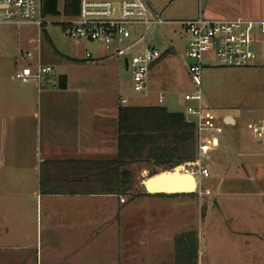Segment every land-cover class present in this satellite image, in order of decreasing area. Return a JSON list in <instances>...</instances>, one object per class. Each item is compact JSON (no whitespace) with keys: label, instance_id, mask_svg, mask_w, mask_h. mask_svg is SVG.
Masks as SVG:
<instances>
[{"label":"crops","instance_id":"0c3cea01","mask_svg":"<svg viewBox=\"0 0 264 264\" xmlns=\"http://www.w3.org/2000/svg\"><path fill=\"white\" fill-rule=\"evenodd\" d=\"M147 1L152 13L161 16L167 28L199 16L210 20H264V0ZM49 39L54 43L51 36ZM131 39L129 53H142L148 45L143 32H133ZM76 41L84 45L61 53L62 61L50 57L43 63L42 51L35 56L29 54L36 57L34 66L41 63L54 68L52 77L58 85L42 92L35 82L25 84L16 77L29 64L13 63L0 51V264H119L120 258H133L129 243L124 239L120 243L117 231L123 227L119 215L123 214L126 220L131 214L125 196L49 194L42 191L41 182H65V170L73 167L74 162L117 157L120 108L163 106L164 101H159L163 95L158 94L151 74L169 55L177 57L176 44L170 43L162 52L165 57L152 66L146 94L132 98L120 95L116 88L121 73L120 58L126 54L109 51L100 44L101 50L91 52L85 41ZM187 51L188 40L181 54L185 59ZM177 61L190 80L188 65L184 66L179 58ZM126 69L131 70L129 66ZM188 83L192 84L191 80ZM191 84L182 95L183 109L165 105L171 112L186 113L189 119L193 118L186 112L189 103L184 96L194 91ZM152 95H158L157 99L153 100ZM222 118L220 123L225 127L227 117ZM237 122L235 119L231 125ZM245 166L239 162L227 183L237 184L241 194L254 191L258 198L264 199V165L251 162ZM231 187L226 190L228 193L237 189ZM154 228L153 231H159ZM167 232L161 235L162 255L158 264L176 246V232ZM254 235L264 237V233ZM257 260L255 264H264V258ZM202 262L198 257L196 264ZM170 264H174L172 259Z\"/></svg>","mask_w":264,"mask_h":264},{"label":"rangeland","instance_id":"374dc122","mask_svg":"<svg viewBox=\"0 0 264 264\" xmlns=\"http://www.w3.org/2000/svg\"><path fill=\"white\" fill-rule=\"evenodd\" d=\"M59 1L60 10L63 11L65 0ZM70 19L71 16L63 13L56 17L48 16L44 18L45 24L40 29L33 22L1 23L0 51L11 62L21 65L27 63L34 66L36 57L33 58L29 54L35 56L38 51H42L43 63L50 57L62 61L64 57L61 53L84 45H79L81 42L71 38L63 28L62 24ZM158 26H150L147 34L143 26L130 28L134 33L143 32L148 45L157 47L161 52H164L170 43L176 44L177 53L174 54L177 57L169 55L152 72L151 77L158 88V94L164 96L163 106L170 104L177 109H183L185 104L181 103L182 95L191 83H188L190 80L177 59H181L183 64L186 63L181 54H184L186 40L189 44L190 36L185 32L183 23L168 28V25L164 24L160 30L157 29ZM39 39L41 45L38 43ZM131 40L133 41L130 39L128 43ZM85 42L91 52L102 49L97 42ZM255 51L256 61L240 68L220 66L213 47L206 54L212 64L205 66L203 73L205 104L216 112L220 119H223V116H231L238 119V122L234 126L225 125L221 146L211 153L208 160L211 175L202 181L201 189H198L195 196L140 195L145 193L142 184L150 177V173L154 170L162 172L163 167H154L151 164L131 166L133 188L125 195V205L131 214L126 220L123 214L119 215V223L123 224V227L117 228V231L120 243H123L122 239L129 243L133 258H120L119 264H158L162 255L161 235L169 233L167 230L176 232L175 240L183 234L196 233L199 258L203 261L201 264H255V258L256 261L257 258H264V237L262 239L259 235L256 238L254 235L264 233V230L258 231L260 228L264 229V199L258 198L254 191L249 195L244 191L241 194L237 184L227 183L233 177L231 172L238 168L239 162L243 166L251 162L264 165V144H256L252 140L254 134L248 128L254 118L264 112V44L256 43ZM134 54L128 52L121 56V73L116 88L120 95L137 98L147 91H135L131 70L126 69L124 62L126 57L131 60ZM157 96L152 95V99H157ZM251 111H254V114ZM228 184L237 189L228 193ZM206 189L212 190L211 194L203 195ZM154 226L159 231H153ZM173 250L165 254L166 258L162 264H170L171 259L174 264H179L177 247Z\"/></svg>","mask_w":264,"mask_h":264},{"label":"built area","instance_id":"2783aa9c","mask_svg":"<svg viewBox=\"0 0 264 264\" xmlns=\"http://www.w3.org/2000/svg\"><path fill=\"white\" fill-rule=\"evenodd\" d=\"M4 22H33L40 29L45 24L42 0H0V24ZM162 24L164 21L161 16L152 13L147 0H81L79 13L66 22L67 33L71 38L97 42L107 50L121 55L127 54L131 48L128 43L133 36L131 26H143L147 34L150 26ZM183 26L190 36L187 59L197 61L196 64L188 66L194 91L184 96L189 103L186 112L197 126V157L192 162L184 163L182 171L195 174L198 189H201L202 181L211 175L208 166L210 155L220 146L224 133L220 116L205 104L203 73L205 66L212 64L206 54L213 47L220 66H249L257 58L255 44H264V20H210L199 16L183 22ZM162 55L158 48L146 44L142 53H136L128 60L136 92L147 90L152 64ZM205 60L209 63L204 64ZM53 71L51 65L39 63L36 66L23 67L16 73V77L25 84L35 82L39 92H42L58 85L57 80L52 77ZM159 101L163 102L164 97L161 96ZM248 128L254 134V142L263 145L264 112ZM204 193L211 194V190L206 189Z\"/></svg>","mask_w":264,"mask_h":264},{"label":"trees","instance_id":"16d2710c","mask_svg":"<svg viewBox=\"0 0 264 264\" xmlns=\"http://www.w3.org/2000/svg\"><path fill=\"white\" fill-rule=\"evenodd\" d=\"M81 0H42V16L62 13L75 17ZM67 31L66 23L62 24ZM162 56L153 65L158 64ZM197 157V126L184 112H171L165 106L122 107L119 110V151L114 159L78 161L65 170V182H41L44 193L128 195L133 188L134 164L163 167L162 172L192 162ZM71 163V162H70ZM73 169V170H72ZM68 170H72L69 172ZM74 171V172H73ZM161 173L154 170L150 177ZM68 174L70 175L68 177ZM70 178V179H69ZM140 195L152 196L142 193ZM168 196V194H155ZM180 195V194H174ZM195 196L194 194H181ZM206 195V194H204ZM179 264H196L199 257L196 233L176 238Z\"/></svg>","mask_w":264,"mask_h":264},{"label":"water","instance_id":"95a60500","mask_svg":"<svg viewBox=\"0 0 264 264\" xmlns=\"http://www.w3.org/2000/svg\"><path fill=\"white\" fill-rule=\"evenodd\" d=\"M191 58L186 59L188 66L196 64ZM209 62L205 60L204 64ZM128 67V59H126ZM254 112V111H252ZM226 124H235L233 117H227ZM143 192L148 194H194L198 189L197 178L192 173L165 171L147 178L142 184Z\"/></svg>","mask_w":264,"mask_h":264},{"label":"bare ground","instance_id":"6f19581e","mask_svg":"<svg viewBox=\"0 0 264 264\" xmlns=\"http://www.w3.org/2000/svg\"><path fill=\"white\" fill-rule=\"evenodd\" d=\"M226 124V123H225ZM261 145V144H260ZM182 166H183V164H181V165H178V166H176V168H173V169H171L172 170V172L173 171H175V170H177L178 172H183V173H186V172H184V171H182ZM193 174V173H192ZM195 175V174H194ZM197 183H198V180H197ZM197 191H198V189H197ZM196 191V192H197ZM155 195V194H154ZM169 195V194H168ZM122 201H124V200H122Z\"/></svg>","mask_w":264,"mask_h":264}]
</instances>
